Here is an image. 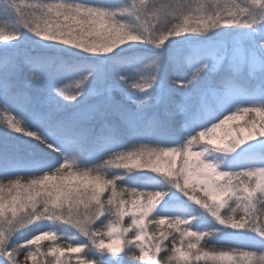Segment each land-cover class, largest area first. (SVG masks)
<instances>
[{
  "label": "snow or ice",
  "instance_id": "1",
  "mask_svg": "<svg viewBox=\"0 0 264 264\" xmlns=\"http://www.w3.org/2000/svg\"><path fill=\"white\" fill-rule=\"evenodd\" d=\"M0 8L14 11L19 24L44 41L60 42L100 55L111 53L129 42H147L160 48L170 38L187 33L202 35L212 29L243 30L236 35L222 32L210 43L192 46L189 54L178 49L173 57L177 66H195L186 79L174 80V84L188 89L202 72L212 67L219 74L218 79L215 83L205 82L199 90L178 100L173 99L169 90L162 88L156 100L161 111L147 117L142 111L132 112L128 101L139 108L151 99V93L140 99L116 89L105 90L102 103L89 105L73 119H66L60 115L62 106L55 97L36 100L26 87L19 85L17 77L25 69L32 80L40 79L35 71L38 61L34 57L27 53L19 60L9 55L0 56V98L6 105H11V110L5 108L6 115L2 121L5 127L32 137L62 156L43 174L0 180V264H42V261L52 264L49 257L55 260V264H73L71 257L67 261L60 259L65 252L76 254L75 264H98V259L86 254L89 244L98 257L107 254L114 258L115 264H120L122 253L140 264H198L202 259L205 264L209 260L211 264H242L240 257L245 258L246 264H264V248L258 251L222 250L217 255L215 249L204 251L202 245L197 247L210 233L191 230L189 219L151 218L164 193L118 186L116 180L120 177L109 178L102 171L114 166L129 171L141 168L164 172L176 189L220 225L235 230L247 229L264 241V166H250L238 172L221 171L215 163L204 159L207 148L231 152L246 141L264 137V106L243 108L247 119L235 113L223 115L220 119L221 113L214 111L217 105L228 102L227 94L238 86L242 74L264 76V0H238L226 8L209 5L206 10L203 7L196 9L200 13L196 16L191 15L192 9L186 4L157 6L151 0H131L130 7L123 11L131 12L140 21L142 31H133L117 20L115 11L73 0H37L26 6L18 0H0ZM25 8L29 10L27 13ZM174 14L183 15V23L171 25L169 21L171 26L161 27V18L167 19L169 15L179 18ZM153 18L157 23L150 24L148 21ZM190 19L194 23H190ZM40 20H43V26ZM16 38L17 34L0 29V42ZM158 60L151 63L157 65ZM87 79L88 76H82L76 80L71 94L66 93L64 87L55 88L56 96L65 101H77L81 86ZM119 79L131 89L145 92L155 82L156 73L131 82L123 75ZM117 92L120 98L114 99ZM106 113L115 116L133 134L145 119L154 128L163 129L165 121L175 123L185 116L201 113L205 114L208 126L192 135L182 148L115 151L109 159L93 168L80 167L73 157L62 154V143L70 146L88 138V133L76 130L79 121L84 119L101 121L95 134L97 140L115 137L118 130L104 122ZM253 114L261 119L258 121ZM20 115L31 118L42 131L37 134L24 128ZM242 119L243 125L231 127L225 133L226 138L215 136L216 131L230 121ZM201 141H206V144H201ZM199 145L207 148L194 150ZM177 157H180L179 164ZM200 192L203 194L199 195ZM105 214L106 225L94 228V221ZM42 219L71 225L87 238L88 244H69L66 247L41 245L42 240L56 239L55 232L42 231L23 244L8 246L6 241L13 232ZM146 219L152 223L151 229L146 226ZM161 225L166 226L159 227ZM173 229L178 235L173 233ZM42 248H47V251H42ZM132 248L134 252L130 250ZM22 249L26 251L22 252Z\"/></svg>",
  "mask_w": 264,
  "mask_h": 264
},
{
  "label": "trees",
  "instance_id": "2",
  "mask_svg": "<svg viewBox=\"0 0 264 264\" xmlns=\"http://www.w3.org/2000/svg\"><path fill=\"white\" fill-rule=\"evenodd\" d=\"M208 0H198V6H202L204 3H206ZM48 2V1H46ZM109 3L102 5V4H95L94 7H100V8H105L107 10L111 9H122L125 7L124 4H126L125 0H109ZM238 2V0H231V3ZM230 4H222L219 5L220 7L226 8ZM13 12V13H12ZM12 13V14H11ZM17 15L14 13V11L10 9H3L0 8V29H3L6 33H8L7 28L10 30L9 33H15V23L18 22ZM121 18V17H120ZM122 20L125 21H130L128 18H121ZM124 21V22H125ZM183 23V22H181ZM240 30V29H237ZM237 30H230V31H237ZM216 31L214 30H209L207 33H204L202 35H197V34H183L179 37H173L170 38L169 41H166L165 44L160 47V48H155V46L151 43H147L148 45L142 48H133L136 47V44H133L131 46H128L127 48H122V50H141L146 52V63H151L152 57H156V55H163L165 54V51L167 49H172L173 45L172 42L174 40H179L177 44H175V48L178 44H182L184 42L187 43H196V40H199L200 36H206L214 41L216 37ZM18 35V34H17ZM19 38V36H17ZM21 41V39H20ZM171 43V44H169ZM24 44V45H23ZM19 44L18 46H14L16 49L23 50L22 52L19 51L15 55V58L19 60V58L25 54L24 51H27V54L30 56L34 57L35 59H39L40 63L39 64H44L46 61V66L49 65L50 61L52 62H59L63 65V67L67 66H73V65H78L79 62L86 63V60L80 59L81 57L77 55H73L76 53L70 52V51H51V52H46L43 50H39L38 48L31 47L30 45L25 44ZM172 45V46H170ZM164 52V53H163ZM167 52V51H166ZM116 54V53H114ZM151 61V62H150ZM103 61L99 60L96 61L95 63H91L89 68H87L88 72L85 74V76H88V79H90L94 74H96L101 67H103ZM87 65V64H86ZM148 69H151L150 71ZM214 67L209 68L205 70L204 72L201 73H209L212 71ZM148 74L151 75L153 72L156 73V80L153 83L152 87L148 90L143 92H139V94H136L135 91H130L131 88L128 87L127 84H124L122 81L121 85H118L115 88H112V90L116 89H121L123 91V94H127L128 96L133 94V98H140L143 99L144 95H147L148 93H151V99L148 101H145L141 107H137L136 105L132 104L130 101H128V107L132 112H137V111H142L145 113V117L152 115L153 112H159L161 111L160 106L155 104L158 94L160 90L167 89L173 94V99H181L180 97L182 91H180L177 88L173 87H168V86H176V84L173 83L174 80H183L186 79L187 76L189 75L190 72H187V75L185 78L182 77V79H177L175 77H168V76H163L162 72L155 71L153 68H147L146 69ZM215 71V70H214ZM161 75L159 76V74ZM147 74V76H149ZM215 74H218L215 72ZM39 75V74H38ZM214 74H210L208 78H206V82L208 83H215L217 80L213 78ZM48 76H53V73H49ZM144 76V75H143ZM245 80H247V83L251 86L252 85V80L253 78H256L257 81L261 84L264 85V76H261L259 74H256L252 76V79H249V76L244 74ZM18 83L21 87H26L27 90L31 93L34 99L36 100H42L44 97L51 96L55 97L59 104L62 106L61 107V113L60 115L66 119H73L75 115L80 112L82 109H85L89 105L93 104H100L104 101V95H101V93H104L105 90H108V81L105 78L104 81L100 80L99 82H96L95 87H89L88 89L84 90L81 92L80 97L77 98V101L70 102V101H65L61 97L56 96V93L54 91L55 88L57 87H64V90L66 93L71 94L75 87H73L72 84H75L76 79H68L66 81H54L53 84L48 83V81H43L41 84H38L41 80H35L36 86L34 87L33 84L31 85V78L27 74V69H25L23 72H21L18 77H17ZM27 82L28 85H26L24 82ZM34 81V80H33ZM71 82H73L71 84ZM83 85H90L91 82L89 80L85 81ZM100 82H103L101 84V87L98 86ZM251 82V83H249ZM71 84V85H70ZM194 85H190L188 89H185L184 92H189ZM95 88L100 94L97 96L95 95ZM101 88L103 89V92H101ZM247 87H244L242 85H238L237 87L233 88L232 92H235V94L239 97L245 98L244 95L247 92ZM94 90V91H93ZM111 90V89H110ZM178 90V91H177ZM252 93H257V88L253 89L251 87ZM262 93V91H261ZM191 94V93H190ZM88 95V97H87ZM93 95V96H89ZM114 98L119 99L120 98V93L117 92L116 95H114ZM3 98H0V111H2V114H5V108L9 107L11 110V105L9 106L8 104L6 105L4 101H2ZM253 99V98H251ZM223 108L219 110L221 113L220 119H223V115H231L233 113H238L242 112L239 114V116H243L244 118H247V116L243 113L242 109L244 107H237V108H230L226 106H222ZM234 109V110H233ZM232 111V112H231ZM11 115H15V113H10ZM255 117V116H254ZM164 119V117H161ZM258 121L261 118L255 117ZM19 119L21 121V125L24 128L30 129L37 134H39L42 129L29 117H26L24 115H20ZM105 123L114 126L118 130V134L115 137L109 138V139H104V140H97L96 139V131L99 128L101 121L99 119H84L79 121L77 124V131L85 132L88 133V138L84 140L83 142H74L69 146L68 151H64V149L61 147V152L65 156H71L74 158L76 165L80 167H85V168H93L98 165H100L104 160L109 159V155L112 152L115 151H131L132 149V139L136 133L133 134L131 130H129L127 127H125L115 116L106 113L105 114ZM184 122V120H183ZM219 122V121H217ZM181 121L175 122V123H169L165 121V127L163 129H158L154 128L150 124L147 123V119H145L143 122H141L136 129L139 127H145L146 129H157L159 131V136L164 139L167 143V147H183L187 140L194 135V133L189 132L186 133L185 129L180 127ZM177 126V127H176ZM208 126V125H206ZM206 126H203L200 130L205 128ZM173 127L175 128V133L174 131H169V128ZM173 130V129H172ZM199 130V131H200ZM225 130H222L220 133L221 137H225L224 134ZM223 133V135H221ZM22 134V133H21ZM24 136V137H23ZM23 138H30L33 139L30 136H25L23 135ZM226 138V137H225ZM33 142V140L31 141ZM146 142H150L151 145L154 143L153 138L148 139ZM37 143V145H36ZM89 143L91 144H103L101 146H98V150H92L90 146H87ZM63 144V143H62ZM106 146V148L102 147ZM65 147V146H63ZM67 147V146H66ZM203 146H200L196 148L197 149H202ZM68 148V147H67ZM18 151V152H16ZM26 154V156L34 157L36 160H39L42 164L46 163L48 164L44 170H39L36 172L29 171V172H18V173H8L5 172L4 170H0V180H4L7 177H15V176H33V175H39L43 174L45 171H48L51 167H53L56 163H58L62 156L61 153H55L52 152L50 149L43 148V145L40 144L38 141H34L33 144H30V142L27 141H21V140H7L4 139L3 137H0V163H3L5 161L11 160V156L16 155L15 157L21 156L23 154ZM89 154L90 159L88 162H85L84 160V154ZM41 158V159H37ZM15 159V158H14ZM83 162V163H82ZM259 165L264 166V153L262 154V161L258 162ZM102 171L105 173V175L109 178L112 177H120L119 180H116V183L118 186H123L127 188H132L130 186L131 182L125 181L123 177H127L128 175L133 174L132 172L128 171L126 172L125 169L122 168H116L114 166L110 168H105L102 169ZM123 171V172H122ZM153 184L154 187L151 189V191H160L164 193L162 199L158 204H162L167 206V204H170L171 206L173 205V208L177 207L178 208V215H169L166 217L170 218H181V219H189L190 224L188 227L197 232H208L210 233L208 236H206L204 239L200 241V244L197 245V247H201V245L204 248V251H209L211 249L216 250V254H218L220 251H227L230 249H242L244 251H252V250H260L261 248H264V241L261 240V238L256 234L253 233L247 229H241V230H235L231 229L229 227L220 225L213 217H211L205 210L201 209L199 205H196L194 201H190L183 193H181L178 190L174 191V188H172V184L168 181H165L164 179H153ZM175 192V193H174ZM203 193L200 192L199 195H202ZM157 204V205H158ZM231 204V202H230ZM151 218H159L154 212L151 214ZM128 218L125 217V220ZM46 223V228L50 231H53L56 233V239L55 240H42L40 243L41 245H47L49 247H66L67 245H78V244H88L87 238L84 237L77 229H73L71 225H68L66 223H63V221H55V220H47L44 219ZM47 220V221H46ZM107 223V214L105 216H101L98 219H96L93 223L94 228H102L106 225ZM146 226L151 229L153 227L152 223L146 219ZM166 225H161L159 227H165ZM40 229L37 230V232L34 234H39ZM173 233L177 234V230L173 229ZM151 232H149V235ZM33 235V234H32ZM227 235H234V236H241L247 239V242H236L233 240H228L226 238ZM21 235L16 236V238H12L7 240L6 243L8 246H11L13 244H23L26 241L27 238L20 237ZM188 239V238H185ZM194 242V241H193ZM178 247L180 246L179 244L177 245ZM42 251L46 252L47 248H42ZM131 251H135L134 248L130 249ZM26 251V249L21 250ZM126 251H129L126 249ZM86 254L93 258V259H98V264H115L114 258L108 256L105 254L102 257H98L96 250L91 247L89 244L88 248L86 249ZM71 257L73 264H75L76 260V254L73 253H68L65 252L63 255L60 256L61 260L67 261L68 258ZM50 260H52V264H55V260L52 257H49ZM120 264H140L139 261H134L130 260L128 256L124 255L123 253L120 256ZM207 259V258H205ZM244 262V261H242ZM42 264H47L46 261H42ZM198 264H205V260L202 259L201 261L198 262ZM208 264H211V261H208ZM246 264V263H242Z\"/></svg>",
  "mask_w": 264,
  "mask_h": 264
},
{
  "label": "rangeland",
  "instance_id": "3",
  "mask_svg": "<svg viewBox=\"0 0 264 264\" xmlns=\"http://www.w3.org/2000/svg\"><path fill=\"white\" fill-rule=\"evenodd\" d=\"M46 1L50 2V0H45V2ZM35 2H37V0H18V3H20L22 6H26L28 4L35 3ZM53 2H54V0H53ZM125 2H126V4H124L125 7H123L122 9H115V10L111 9L110 11L117 12L116 19L119 20L120 22L128 25L129 28L132 29L133 31H142V26H141L140 21H138L136 19V17L131 12L123 11L125 9H128L131 5V0H125ZM151 3L155 4L157 6L162 5V4H174V5L186 4V5H189L192 9V13H191L192 16L199 15L200 13H198L196 11V9L201 8V7H203L206 10L209 5H212V6L221 5L222 6V4H230V5L233 4V3H231V0H208L206 3H204L200 7L198 6L199 5L198 0H151ZM28 11L29 10L27 8H25V12L27 13ZM174 15H178L179 18L174 19L172 15H169L167 19L161 18V20H160L161 27H167V26H171V25L183 22V15H179V14H174ZM120 17L121 18H128L130 21L122 20ZM169 21H171V25L169 24ZM148 22L150 24H155V23H157V20L155 18H153V19H150ZM39 23L41 26H43V20H40ZM190 23H194V21L190 19ZM14 25H15V32H17V34H18L17 36H19V38H16V39H14L12 41H8V42H0V51L2 52L4 50H7L11 54L13 53V57H14V54L19 53V51L20 52L23 51V50L16 49L14 46H18L19 44H23V42H25V44L30 45L31 47L38 48L39 50H43L46 52H51L53 50H55V51H60V50L61 51H70V52L76 53L73 55H77L81 58L92 59V60L98 61V62H99V60H102L104 63L103 67H101V69H99V71H97L96 74H94L90 79H87L91 82V84L90 85H82L81 89H80L81 92L88 89L89 87H95L96 82H99L100 80L104 81L105 78L107 79V81L109 83L108 84V90H110V89L112 90V88H115L118 85L122 84V81L119 79V76L123 75L125 77V79L129 82L135 81L138 78L142 77L143 75L147 76V74H148V72L146 70L147 68H153L155 71H157V69H158L159 72H162L163 76L175 77L177 79H182V77L185 78L187 75V72H191L192 68L195 65L182 64L178 67L176 61L173 59V57H175L177 54V50L182 49L184 54H189L192 50V46L197 45V44H204V43L212 42V41H210L212 39H210L206 36H200L199 37L200 39L196 40L197 41L196 43L191 44V43H187L188 42L187 41V42H184L182 44H178L176 46V48H178V49L174 50V48H173V50H171V51H168L170 49H167L166 50V51H168L167 53H165L163 55H156V57H152L151 61L157 60V58H159L157 65H153L152 63H146L145 64L144 55L143 54L140 55V53L133 54L134 58H130L133 60L131 63H130V60H122L118 64L117 55H119V53H122V51H125V50L120 51V49H122V48L125 49L128 46H131L133 44L137 45L136 47H133V48H142V47H145L148 45L147 42H145V43L129 42V43H126L124 45L117 47L115 50H113L111 53H108V54H103V55L92 54V53H87L82 49H78V48H76L74 46H70V45H65V44L60 43V42L44 41V40L36 37L34 34H32L26 28L22 27L19 24V21L17 23H15ZM212 30L213 31L215 30L217 33V34H215L216 35L215 38H218L222 32L226 33L227 35H236L239 31H243V30L230 31V30H224V29H212ZM7 31H8V33L10 32V30L8 28H7ZM20 39H21V41H20ZM178 41L179 40H174L172 42L173 47L175 46V44H177ZM169 44H171V43H169ZM172 45H170V46H172ZM24 53H27V51H24ZM114 53H116V54H114ZM137 57H140L141 59H139ZM36 60L38 61L39 59H36ZM138 60H140L141 62L139 64H136ZM87 61H89V60H87ZM38 63H40V61H38ZM123 65H126V66L123 67ZM81 68H79V65H76L74 67H68V70H67V68L61 69L62 71L58 70L56 72V74L54 75V79H51L49 81L56 80L59 82L60 80L57 79L58 76H56V75L60 74V72H67L68 71V72H70V73H68L70 75V77L75 76V73H77ZM148 70L150 71L151 69H148ZM214 70L215 69H213L212 71L207 73V75H206V73H203V75H200L199 79L194 84H192V85H194V87L189 92H184L185 89H181L178 85H176V86L173 85V86H168V87H173L174 89L177 88L180 91H182L180 97L183 98L185 96L190 95V93H193V92L199 90L201 88V86L206 82V78H208V76L210 74H214L216 72ZM73 71H74V73H73ZM160 75H161V73L159 74V76ZM218 75L219 74H217L216 76H218ZM47 77L44 75H42V76L40 75V78L42 79V81L38 82V84H41L43 81H47L48 80ZM79 79H77V80H79ZM242 79H243V77L241 76L238 81L242 82ZM123 82H124V84H126L125 81H123ZM24 83L26 85H28L26 81ZM48 83L53 84V82H48ZM72 83L73 82H71V84ZM84 83H86V82H84ZM102 83L103 82H100L98 84V86L101 87ZM30 84L31 85L33 84V86L35 87L36 86L35 80L34 81L31 80ZM241 84H243V83H238V85H241ZM72 85H73V87H75V84H72ZM254 86H256V81L252 82V87H254ZM248 88H250V87L248 86ZM130 91H135L136 94H139L138 90L131 89ZM101 92H103L102 88H101ZM143 93H145V92H143ZM97 94L99 95L100 92H98L95 88V95H97ZM133 94H131L129 96L132 97ZM103 95H104V93H101V95H99V96H103ZM125 95H127V94H125ZM227 95H228V102L226 104L217 105L215 107L214 111H218L219 109H217V108H220L221 106H226V107L230 106V108H237V107H244L245 108L246 106H251V107L252 106H264V96L257 98L254 101H252V100L248 101V100H243L241 97H239L237 95H236L237 97H234L230 93ZM89 96H93V95H89ZM87 97H88V95H87ZM114 99H116V98H114ZM235 102L237 104H235ZM155 104H157V103L155 102ZM1 112L2 111H0V137H3L4 139H7V140L12 139L14 141H16V140L23 141L24 140V141L30 142V144H33V142L35 141L34 139H30V138H23L22 139L23 134L11 131L10 129L6 128L5 124L2 122L6 113L2 114ZM240 113H242V112H238V113H236V115L239 116ZM199 115H200L199 117L191 118L192 120H190V121H188L187 118L191 117V115H188L187 117L185 116L184 118H182L180 120L182 123V124L179 123L180 127L184 128L186 133H188L190 131V132H193L194 134H196L197 133L196 131L194 132L192 129H190L191 125L195 128L197 125H200L203 123L208 125V123L206 122L205 114L201 113ZM196 116H198V115H196ZM253 116H255V114H253ZM258 118H260V117H258ZM184 119L187 121L186 124H184V122H183ZM244 119H247V118H244ZM244 119L230 121L229 124L224 126V128L218 129L215 133V136L221 137L220 133L222 130H225V132H224V134H225L227 131H229V129L231 127H234L236 125L242 126L244 123ZM136 130H137L136 135H134V137L131 138L132 139L131 144H132V149H133L131 151H133V152L147 151V150H151V149H155V148L167 147L166 146L167 142L164 141L165 137H164V139L161 138L159 136V131H157V129L148 130V129H144V128L140 127V129L138 128ZM175 130L176 129L173 127L169 128V131H174V133H175ZM221 135H223V133ZM150 138H153V141H154V143L152 145L150 142H146ZM32 140H33V142H31ZM200 143L206 144V141H201ZM36 145H37V143H36ZM97 145H99V144H97ZM97 145L89 143L87 145V147L90 146L92 148V150L97 151L98 150ZM63 146H65V147H63ZM200 146H203L202 149L195 148L194 150H205L207 148L206 145H199L197 147L200 148ZM214 146L215 145H210V147H214ZM61 147L66 151L69 150V146H67L68 147L67 148L66 145H64V144H61ZM43 148H47V147H45L43 145ZM263 153H264V137H256L251 141H246L244 144L238 146L237 148H235L231 152H221V151H216L212 148H207V150L205 151L204 159L206 161L215 163L218 166V169L221 171L238 172V171L244 170L245 168L250 167V166H261V165H256V164H259L258 162L262 161V154ZM85 157H87V156H85ZM32 161H34V160L24 159L21 162H12L8 166H4V164H0V169H4L5 167L8 170L34 169L35 164ZM179 163H180V157H177V164H179ZM125 171L128 172L129 170H125ZM130 172H132L133 174L128 175L127 177H123V179H125V181L131 182L130 186L132 188H136L137 190L151 191V189H153V187L155 185V184H153L154 178L164 179L165 181H168L172 184V188H174V191L178 190L173 186L172 181H170L166 178V173H164V172L157 173V172H152L150 170L141 169V168H134ZM5 194L7 195V189H5ZM178 211H179L178 208L177 207L173 208V205L171 206L170 204H167V206H165V205H162L161 203L158 204L155 207V209L153 210V212L158 217H166L169 215H171V216L178 215L179 214ZM39 229H40V232L50 231L46 228L45 220L42 219V220H38V221L24 227V228H21L18 231L13 232L10 235V237H8L7 240H9V239L12 240V238H16V236L21 235L20 237L24 236L25 238H27L26 240H23V241H27V240L31 239L34 236V234L37 232V230H39ZM73 229H75V228H73ZM226 238L228 240H233L236 242H247V239L244 237H241V236L227 235ZM229 254L232 255L231 253H229ZM217 255H219V253ZM240 259H241V261H244L242 263H246L244 257H240Z\"/></svg>",
  "mask_w": 264,
  "mask_h": 264
}]
</instances>
